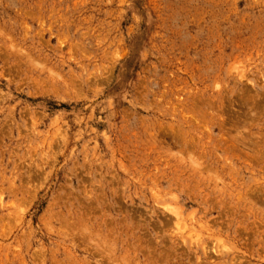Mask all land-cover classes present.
<instances>
[{
	"label": "rangeland",
	"instance_id": "1",
	"mask_svg": "<svg viewBox=\"0 0 264 264\" xmlns=\"http://www.w3.org/2000/svg\"><path fill=\"white\" fill-rule=\"evenodd\" d=\"M0 264H264V0H0Z\"/></svg>",
	"mask_w": 264,
	"mask_h": 264
}]
</instances>
